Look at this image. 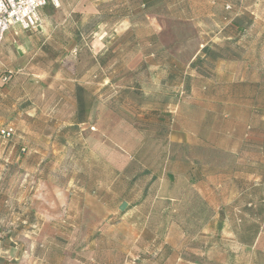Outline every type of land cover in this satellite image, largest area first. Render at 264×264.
Returning <instances> with one entry per match:
<instances>
[{
	"label": "rangeland",
	"instance_id": "374dc122",
	"mask_svg": "<svg viewBox=\"0 0 264 264\" xmlns=\"http://www.w3.org/2000/svg\"><path fill=\"white\" fill-rule=\"evenodd\" d=\"M242 11L248 13L244 9ZM225 12L230 10L219 9V17ZM255 14L256 24L246 27L239 38L229 24L224 26L223 31L230 39L219 38V49L225 48L224 54L228 57L219 59V74L215 72V61H203L202 66L198 65L205 72V77L214 80L216 76L219 79V118L208 121L210 129L204 136L209 147L206 151L193 153L202 159L195 162L199 164L195 171L210 176L206 183L195 184L196 189L212 194V200L219 202L223 219L219 223V232L211 231L191 242L185 232L169 230L168 221L172 218L162 211V204L145 225L139 226H144L140 232L125 223L127 216L123 218L117 208L119 196L129 189L132 190L127 195L136 199L141 197L145 186L164 195L169 187L175 185L177 217L174 222H181L191 229L184 221L191 217L190 213L198 210V201L191 188L185 189L182 177L168 176L164 161L168 155L169 139L175 138L182 143L190 139L183 132H177L175 136L172 133L168 138V128L173 124L175 113L179 112V120H176L179 127L197 131L202 123L199 105L188 100L177 105H157L161 120L159 139L148 135L151 127L145 128L148 138L144 142H139L134 136H126L131 144L127 152L115 153L112 150V158L131 156V162L136 159L137 163L130 164L123 171L117 170L109 167L97 146L96 149L87 147L85 136L79 140L74 135V127L68 126L66 119L71 112V104L67 101L71 99L73 89L66 84L57 92L51 73H46L41 81L33 79L30 82L28 95L31 104L26 102V106L33 107L34 117L39 110L46 114L63 112L65 118L37 120L43 126L42 135L35 131L27 133V129L25 132L22 118L15 122L0 118V128L10 125L14 129L9 141H0V264H201L193 263L200 260V247L204 242L205 245L214 242L216 237L219 241V264H264V85L261 82L259 88L253 87L255 78L264 75L261 72L264 64L263 1L255 9ZM164 26L161 46L177 59V67L180 66L178 61L186 65L202 42L197 39L198 29L190 23L176 20H167ZM210 28L214 30L215 26ZM219 29H222L220 23ZM208 44L215 48L214 42L208 41ZM160 59L166 61L165 56ZM65 63L71 61L66 59ZM240 70L246 71L244 82L227 87L220 84L235 80L234 72ZM176 75L181 78L179 72ZM60 92L64 97L63 104L55 103ZM96 94L107 100L96 105L97 117L103 113L109 115L104 120L106 127L117 122L116 115L125 116L127 112L140 113L150 109L147 103H116L115 96L126 94L114 87H96ZM41 95L52 98L43 101ZM184 96L183 99L186 98ZM98 122L102 121L96 119L92 126L97 128ZM135 122L142 125L140 121ZM145 123L143 121V125ZM87 130L91 132L93 128ZM152 130L156 135L157 129L154 127ZM61 139L65 140L64 144L59 142ZM83 141L81 150L79 143ZM39 144L44 146L41 151H30ZM14 156L19 159L17 162H12ZM204 163L208 166L199 167ZM135 175L138 179L130 183ZM39 177H43L46 183L40 184L37 181ZM152 177H155L153 181ZM76 187L87 194L94 192L111 198L112 212L108 213L90 195L85 198V204L91 209L83 213L76 200L70 201ZM65 196L69 203L60 204ZM248 199L254 200V209H247ZM147 211L146 204L140 213L143 216ZM138 236L143 241L140 242ZM247 236H253L254 247L243 248L236 244L244 243L242 240Z\"/></svg>",
	"mask_w": 264,
	"mask_h": 264
},
{
	"label": "crops",
	"instance_id": "0c3cea01",
	"mask_svg": "<svg viewBox=\"0 0 264 264\" xmlns=\"http://www.w3.org/2000/svg\"><path fill=\"white\" fill-rule=\"evenodd\" d=\"M57 1V7L48 3L38 11L41 22L40 29L25 31L18 26H11L4 35L0 45V118L6 117L13 122L22 118L25 132L27 129V133L35 131L41 135L44 134L43 126L36 122L37 120L44 117L47 119L49 117L50 120L65 118L63 112L46 114L39 110L34 117L35 115H32L33 107L26 106V102L31 104L28 95L30 82L33 79L41 81L43 77H46V73H51L50 78L54 80L57 92L62 90L66 84L73 89L72 97L67 101L71 104V112L66 116V119L67 125L74 127V135L79 140L85 136L87 139L85 144L88 148L96 149L95 146H97L109 167L117 170L120 168L123 171L130 164L137 163V160L133 159L131 162V156L123 155L122 159H114L112 158L114 154L111 151L115 150V153L116 151L127 152L131 144L128 139H125L126 136H134L138 138L139 142H144V139L148 138L145 136V128L151 127L148 135L153 139H159L161 120L156 108L161 104V96L165 94L169 96L170 100L167 104L177 105L181 103L180 101L188 100L199 105L200 115H202L200 117L202 123L199 124V128L203 129L201 131L200 129L193 131L186 126L179 127V124L176 123V120H179V112L175 113L173 124L168 128V138L172 133L175 136L177 132H183L190 139L183 143L175 138L172 141L169 139L166 150L168 155L164 166L168 167L169 177L172 175L182 177L185 189L193 190L199 205L204 207V211L203 213L199 212L198 217L189 223V228L195 231L192 236L187 234L190 229L183 230L179 223L172 220L168 221L169 230L186 231V237L191 242L203 238L202 235L211 231L219 232V223L223 221L219 202L212 200V194L196 189L195 184L206 183L210 176L199 170L195 171V166L199 165L195 162H201L202 159L193 154L197 151H206L209 147L204 136L210 129L208 121L219 118V79L215 76L214 80H210L197 71V65L194 67L190 65L198 57L200 60L205 57L201 53L203 48H212L208 41L214 42L219 47V38L230 39L223 31L225 25L229 24L238 38L246 27L255 25V9L262 1L264 6V0ZM219 9H229L230 12L222 13L219 17ZM242 9L248 13H244ZM167 20L185 21L198 29L197 39L202 42L186 65L178 61L180 66L177 67V59L167 48L161 46V33L166 28L164 25ZM219 23L222 25V29H219ZM210 26H215V29L212 30ZM232 39L235 41L236 37L233 36ZM161 56H165L166 61H161ZM66 59H69L71 63H65ZM219 63L220 60L217 59L215 61L217 74H219L217 70ZM262 70L261 72L264 74V64ZM69 72L70 75L67 74ZM177 72L181 78H177ZM234 73H236L235 80L223 81L220 84L227 87L229 84L234 86L244 82L245 70ZM193 77L196 79H191ZM253 82L254 88H259L261 82L264 85V75L263 77L258 76ZM96 87H114L118 89V92L127 95L115 96L116 103H147L150 105V109L140 113L127 112L125 116L116 115L117 122L106 127L104 120L109 115L103 113L101 117L99 115L97 117L96 105L101 101L105 103L107 100L106 97L96 94ZM77 89H81L83 93L82 103L85 111L82 113L79 112ZM128 95L133 96L130 98ZM183 95H185V99H183ZM253 95L255 96L256 92ZM43 96L41 95L43 101L52 98ZM55 103H64L62 92L55 98ZM5 112L8 114L6 115ZM96 119L102 121L98 122L97 128L92 126ZM135 121H140L142 125L143 121L146 123L142 127ZM154 127L155 130L157 129L155 131L157 136L152 134ZM88 128H93V130L89 132ZM101 136L104 138H100ZM59 142L64 144L65 140L61 139ZM79 144V149L82 150L84 141ZM43 148L44 146L39 144L30 151L35 153ZM135 150L138 151L139 147ZM5 151L9 152V149ZM18 160L14 156L12 162ZM206 166H208L207 163H204L199 167ZM181 168L184 170L181 171ZM136 179L138 177L133 176L130 183H134ZM154 179L155 177H152V181ZM37 181L40 184L46 183L43 177L37 178ZM218 189L219 184H217ZM131 190L129 189L121 197L119 196L117 208L123 218L127 216L124 219L125 223L136 231H143L144 226L143 228H139V226L148 222V218L153 216L160 204L163 205V212L170 214L175 211L177 201L175 185L169 187L167 194L164 195L145 186L141 197L137 196L136 199L127 195ZM90 195L108 213L112 212L109 205L111 198L107 199L100 196L101 194H94V192L92 194L84 193L80 187H76V191H73L71 195L73 198L70 201L76 200L78 207L81 206L85 213L86 210L91 209L90 206L87 208L85 204V198ZM68 201L69 198L65 196L64 201L61 199L60 204L67 205ZM253 201L247 200V209H254ZM146 204L148 211L146 215L142 216L140 210ZM138 238L140 242L143 241V238L139 236ZM204 243H200L203 245L200 247V260L193 263L219 264L218 238L216 237L215 241L210 242L209 245ZM236 244L243 248H250L254 247L255 241L251 243L236 242Z\"/></svg>",
	"mask_w": 264,
	"mask_h": 264
},
{
	"label": "built area",
	"instance_id": "2783aa9c",
	"mask_svg": "<svg viewBox=\"0 0 264 264\" xmlns=\"http://www.w3.org/2000/svg\"><path fill=\"white\" fill-rule=\"evenodd\" d=\"M48 3L58 6L57 0H0V45L11 26H18L25 31L40 29L38 11ZM13 135L12 126L0 128L1 142L9 141Z\"/></svg>",
	"mask_w": 264,
	"mask_h": 264
},
{
	"label": "trees",
	"instance_id": "16d2710c",
	"mask_svg": "<svg viewBox=\"0 0 264 264\" xmlns=\"http://www.w3.org/2000/svg\"><path fill=\"white\" fill-rule=\"evenodd\" d=\"M224 49H225V48H224ZM224 49H223V48H220V49H219V47H217L216 45H215V48L205 47V48H203V50L201 51V53H203V54L205 55V57H204L202 60H200V58L198 57V59H196L194 62H192L190 66H193V67H194V65H197V71H198L199 73H201L202 75L205 76V72H203V71L201 70V67H199L198 65L202 66V65H203V61L210 62V61H216L217 59H227L228 57H227V55L224 54ZM232 55H234V54L232 53ZM82 99H83V93H82V90H81V89H77V100L79 101V104H78V105H79V112H80V113H82V112L85 111V109H84V105H83V103H82ZM169 100H170V99H169V96H167L166 94L160 97V102H161V103H167ZM194 195H195V194H194ZM193 197L195 198V200L198 201L196 195L193 196ZM198 204H199V202H198ZM175 205H176V204H175ZM175 207H176V206H175ZM197 207H198V205H197ZM175 209H176V208H175ZM203 211H204V207L201 206V205H199L198 210H197V211H194V212H192V213H190L191 217H190L189 219H186V220L184 221L185 224H186V223H187V224L191 223L194 219H196V218L198 217L197 214H198L199 212H202V213H203ZM208 214H209V213H208ZM170 216H171L172 220L175 221V220H176V217H177V215H176V211L170 213ZM174 219H175V220H174ZM179 224L181 225V227H182L183 230L186 229V227L184 226V224H182L181 222H180ZM185 232H186V231H185ZM187 232L190 233V234H194V233H195V231H194V230H191V229L188 230ZM254 235H255V233H254ZM252 240H253V236H252V237L247 236L245 239L242 240V242H244V243H251Z\"/></svg>",
	"mask_w": 264,
	"mask_h": 264
},
{
	"label": "clouds",
	"instance_id": "9594fccd",
	"mask_svg": "<svg viewBox=\"0 0 264 264\" xmlns=\"http://www.w3.org/2000/svg\"><path fill=\"white\" fill-rule=\"evenodd\" d=\"M0 8H2V5H0Z\"/></svg>",
	"mask_w": 264,
	"mask_h": 264
}]
</instances>
